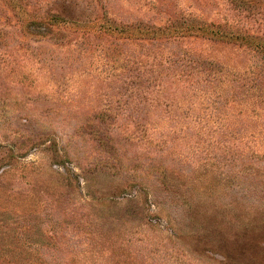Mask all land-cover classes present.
<instances>
[{
  "label": "rangeland",
  "instance_id": "1",
  "mask_svg": "<svg viewBox=\"0 0 264 264\" xmlns=\"http://www.w3.org/2000/svg\"><path fill=\"white\" fill-rule=\"evenodd\" d=\"M0 264H264V0H0Z\"/></svg>",
  "mask_w": 264,
  "mask_h": 264
}]
</instances>
